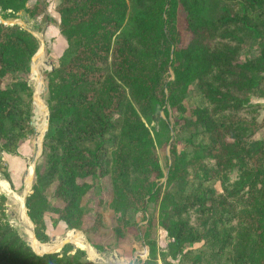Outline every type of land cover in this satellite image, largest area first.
<instances>
[{
    "label": "trees",
    "instance_id": "16d2710c",
    "mask_svg": "<svg viewBox=\"0 0 264 264\" xmlns=\"http://www.w3.org/2000/svg\"><path fill=\"white\" fill-rule=\"evenodd\" d=\"M28 1L0 0L2 19L44 14ZM55 11L66 46L45 75L47 131L25 199L35 240L49 241L46 217L97 234L107 207L115 242L147 248L142 264H264V105L251 103L264 99V0H58ZM37 50L29 31L0 23V176L11 187L3 155L32 135ZM156 107L175 119L165 170L144 123ZM104 189L110 198L85 226V198ZM4 203L0 195V264H96L70 245L35 254Z\"/></svg>",
    "mask_w": 264,
    "mask_h": 264
},
{
    "label": "rangeland",
    "instance_id": "374dc122",
    "mask_svg": "<svg viewBox=\"0 0 264 264\" xmlns=\"http://www.w3.org/2000/svg\"><path fill=\"white\" fill-rule=\"evenodd\" d=\"M37 2H39L40 8H42L44 5L45 12L43 15L41 14L36 17H31L26 13L19 12L12 18L2 19V14H0V23H3L5 25H17L29 31L38 41V50L36 54L32 57L29 64V71L32 70L34 75V78L32 80L30 78L28 82L32 92V135L29 137L28 140L30 155H28V157L24 159L26 166L25 170L21 174V177H18L17 173L12 171V178H10L12 180V187L10 186V183H8L3 177L0 176V183L5 182L7 184V190L3 189L0 184V195H3L5 197L4 207L6 219L26 243L29 242V240L20 225V202L15 201L13 197L16 196L18 199H23V211L25 210V217L29 219L25 209V199L31 193V189L33 186L34 168L40 160L42 152V142L44 137L43 134L46 133H44L45 121L48 117V110H46L47 107L45 102L47 97V81L45 75L47 72L55 68V66L57 65V60L63 51V45L56 40V37L53 36L55 24L52 18L53 16H57L59 20V16L55 11L58 0H29L27 5L32 6ZM43 16L45 17L43 18ZM177 26L180 32L178 43L179 45H184L187 42V35L183 30L184 20L181 13L178 15L177 18ZM169 75L171 76V72H169ZM189 102L190 104L196 105L200 104L201 100L195 92H191L189 96ZM251 103H259L264 105V99L252 97ZM263 116L264 109H261L259 111V120H261ZM174 122L175 119L172 116V112L170 110L165 111L164 108L160 107L155 108L149 120H144L145 125L150 130L154 139L156 153L158 155L159 162L163 170H165L166 166L170 164V146L176 140L175 134L171 130L174 126ZM165 124H167V126H165ZM3 158L7 165V163H9L10 161L8 155H5ZM31 168L32 175L30 183L28 184L29 186L27 188L26 177L28 176V173ZM214 187L217 191H221V188L218 183L214 184ZM45 192L48 195L51 194L47 190ZM99 198H104L105 200H108L110 198V191L104 189L100 194L94 192L93 194H90L85 198L84 203L88 202V208L91 210V212H89L88 216L85 219V226H88L91 223L92 210L96 208V202ZM101 212L103 215L104 229L97 234L89 235V237H86L83 231L68 230L65 224L62 222H59L56 227H52L50 224L49 217H46V233L49 237V241L42 245H58V248L55 249V252H60L65 245H70L73 249H80L77 248L73 243L67 242L65 240L66 234L68 232H77L80 233L84 237V239H86L89 246L97 254V258L101 260H92L87 254V252L81 249L85 252L87 259L93 263L98 262L96 264H99L100 262L103 264H142L147 257V248L143 245L142 242L139 241L133 244H129L125 241L116 243L111 235V228L114 225L113 214L110 210H108L107 207L101 209ZM148 213H153V206L149 207ZM132 218L134 221L140 224L145 223L141 222L142 216L140 214L133 215ZM29 223L31 224V222ZM31 230L34 236L32 224ZM153 239L155 240L159 250H165L167 248L169 239L166 237V234L160 228L157 227L153 231ZM98 247L101 248V250L97 249ZM198 247L199 246L195 248ZM31 250L33 249L31 248Z\"/></svg>",
    "mask_w": 264,
    "mask_h": 264
},
{
    "label": "bare ground",
    "instance_id": "6f19581e",
    "mask_svg": "<svg viewBox=\"0 0 264 264\" xmlns=\"http://www.w3.org/2000/svg\"><path fill=\"white\" fill-rule=\"evenodd\" d=\"M31 175H32V168L30 169L28 176L26 177V185L28 188V184L30 183V179H31ZM3 189L7 190V184L5 182H1L0 183ZM15 201H19L20 202V225L22 230L24 231V233L26 234L28 240H29V244L31 246V248L33 250H35L34 252L37 254H41L44 252H50L52 250H55L56 248H58V245H42L39 244L35 239L34 236L32 234V230H31V224L29 223V219H27L24 206H23V199H18L16 196L13 197ZM65 240L67 242H71L73 243L75 246H77L80 249H83L87 252V254L89 255V257L92 260H97V261H101L99 258H97V254L95 253V251L89 246V244L87 243L86 239H84V237L77 232H68L66 234V238ZM116 264V263H114Z\"/></svg>",
    "mask_w": 264,
    "mask_h": 264
},
{
    "label": "crops",
    "instance_id": "0c3cea01",
    "mask_svg": "<svg viewBox=\"0 0 264 264\" xmlns=\"http://www.w3.org/2000/svg\"><path fill=\"white\" fill-rule=\"evenodd\" d=\"M52 19H53V22L55 24V28H54V32H53L54 35L53 36L56 37V40L59 41L63 45V50H64L66 44H65L64 39L59 35L58 27H57V24H58L59 20H58L57 16H53ZM28 140L25 141L19 147V149L17 151V155H8L10 161H9V163H7V170L9 172L10 178H12V171L16 172L18 177H21V174L25 170L26 163L24 162V159H26L28 157V155H30V148H29ZM37 154H38V151H37ZM5 155L6 154H4L3 157Z\"/></svg>",
    "mask_w": 264,
    "mask_h": 264
},
{
    "label": "water",
    "instance_id": "95a60500",
    "mask_svg": "<svg viewBox=\"0 0 264 264\" xmlns=\"http://www.w3.org/2000/svg\"><path fill=\"white\" fill-rule=\"evenodd\" d=\"M46 110H47V108H46ZM47 122H48V117H47V119H46V121H45V131H44V133L46 132V129H47ZM33 126H34V125H33ZM43 135H44V134H43ZM29 221H30V220H29ZM26 244H27L28 247L31 248L29 242H27ZM62 247H63V245H62ZM32 251H33V250H32ZM33 252H34V251H33ZM34 253H35V252H34ZM47 253H55V250L50 251V252H44V253H41V254H37V253H35V254H37V255H43V254H47ZM95 263H98V262H95ZM99 264H103V263H100V262H99Z\"/></svg>",
    "mask_w": 264,
    "mask_h": 264
}]
</instances>
